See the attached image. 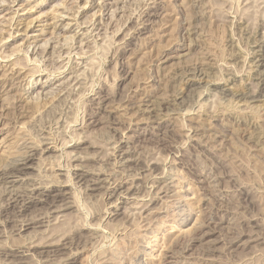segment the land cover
<instances>
[{"label": "rangeland", "instance_id": "rangeland-1", "mask_svg": "<svg viewBox=\"0 0 264 264\" xmlns=\"http://www.w3.org/2000/svg\"><path fill=\"white\" fill-rule=\"evenodd\" d=\"M0 1V264H264V0Z\"/></svg>", "mask_w": 264, "mask_h": 264}, {"label": "bare ground", "instance_id": "bare-ground-1", "mask_svg": "<svg viewBox=\"0 0 264 264\" xmlns=\"http://www.w3.org/2000/svg\"><path fill=\"white\" fill-rule=\"evenodd\" d=\"M13 3L14 2H16V0H11ZM25 1H28V0H25ZM61 2V1H60ZM0 3H1V1H0ZM5 3V2H4ZM57 4V3H56ZM58 4H60V3H58ZM55 5V4H54ZM145 5V4H144ZM0 6H2L1 4H0ZM39 6V5H38ZM56 6V5H55ZM54 6V7H55ZM58 6V5H57ZM56 6V7H57ZM60 6V5H59ZM64 6V5H63ZM101 8V7H100ZM118 8V7H117ZM10 9V8H9ZM125 9V8H124ZM0 10H2V9H0ZM125 11V10H124ZM40 12V11H39ZM57 12V13H56ZM73 12H74V10H73ZM43 13V12H42ZM44 13H45V10H44ZM148 13V12H147ZM46 14H47V12H46ZM76 14V13H75ZM11 16H9V17H7V18H5L4 17V15H3V17L8 21V22H6V24L7 23H9V25H10V27L11 26H14L13 28H16V31L18 32L19 31V29H18V26H20V29L22 28H24L22 31H24V35H25V37H26V39H28V41H31V42H33V40H38L37 38L35 39V37H39L42 33H43V31H44V33H45V29H44V27H48V26H51L52 28H60V33H65L66 31H68V30H71V23L70 22H65V24H64V26H59L60 24H61V22H59L60 20H62L63 21V17L64 16H62V11H60V12H58V11H55V14L54 15H56V19L55 18H53V21L52 22H45L42 26V29L40 28V29H38V30H40V32L39 33H37V34H27V32L28 31H35V30H37V29H34L37 25H36V22H38V21H41L40 19H38V18H31L29 21H26V22H24V21H21L22 20V17L20 18H18V15L16 14V11L14 12V11H11V14H10ZM40 15V14H39ZM39 15H37V16H39ZM48 15V14H47ZM69 15V14H68ZM41 16H43L44 17V15H42L41 14ZM123 16V15H122ZM47 17V16H46ZM55 17V16H54ZM62 17V18H61ZM65 18H68V19H71V20H74V24L75 25H77V27H80L81 28V22H77L78 20H77V18H76V15H72V17L70 16V17H65ZM41 19H43V18H41ZM55 19V20H54ZM4 20V19H3ZM46 21V20H45ZM49 21V20H48ZM98 21V20H97ZM128 21H129V19H128ZM44 22V21H43ZM43 22H41V23H43ZM72 22V21H71ZM83 22V21H82ZM101 22V21H100ZM2 23V22H1ZM83 24V23H82ZM88 24V23H87ZM40 25V24H39ZM44 25H46V26H44ZM48 25V26H47ZM143 25H145V24H143ZM6 26V25H5ZM139 26V25H138ZM4 27V26H3ZM12 28V27H11ZM12 28V29H13ZM39 28V27H38ZM143 28V27H142ZM47 29V28H46ZM1 30V29H0ZM74 31H75V29H73ZM62 31V32H61ZM117 31H119V30H117ZM32 33V32H31ZM34 33V32H33ZM59 32H57V34H58ZM143 34V33H142ZM125 35V34H124ZM52 36V35H51ZM126 36V35H125ZM63 37V36H62ZM66 37H68V36H66ZM67 39V38H66ZM72 39V38H71ZM128 39V38H127ZM64 40V39H63ZM47 41V40H46ZM45 41V42H46ZM30 42V43H31ZM48 42V41H47ZM113 42V41H112ZM34 43V42H33ZM65 44V43H64ZM77 44V43H76ZM41 45V44H40ZM27 46V45H26ZM31 46V45H30ZM42 46V45H41ZM40 46V47H41ZM29 47V46H28ZM33 47H34V45H33ZM37 47V46H36ZM44 47V46H43ZM46 47V46H45ZM51 48V47H50ZM57 48V47H56ZM260 49V48H259ZM34 51V50H33ZM54 51V50H53ZM59 51V50H58ZM82 51V50H81ZM9 53V52H8ZM5 54V53H4ZM52 54V53H51ZM8 55V54H7ZM7 55H5V56H3V55H1V56H3V58H0V59H2V60H5V57H8ZM174 56V55H173ZM176 56V55H175ZM253 57V56H252ZM39 60V59H38ZM48 60V59H47ZM251 62V61H250ZM14 63V62H13ZM41 63V62H40ZM16 63H14V65H15ZM61 64V63H60ZM251 64V63H250ZM256 64V63H255ZM1 65V64H0ZM61 66V65H60ZM19 67V66H18ZM194 67V66H193ZM9 68H11V69H9L10 71H9V75L11 74V75H13L15 72H14V67H10L9 66ZM8 70V69H7ZM185 71V70H184ZM2 72V71H1ZM4 72V74H5V71H3ZM262 72H264V71H262ZM31 73V72H30ZM3 75V74H2ZM9 78V77H8ZM20 78V77H19ZM261 79V78H260ZM4 80V79H3ZM7 81V80H6ZM10 81V80H9ZM14 81V80H13ZM258 82V81H257ZM21 83V82H20ZM257 85H259V84H257ZM10 88V87H9ZM8 88V89H9ZM77 88H79V87H77ZM6 90V89H5ZM72 90V89H71ZM251 91V90H250ZM68 92V91H67ZM71 92V91H70ZM254 92V91H253ZM256 92V91H255ZM76 94V93H75ZM28 95V94H27ZM74 95V94H73ZM37 96V95H36ZM55 96V95H54ZM106 96V95H105ZM33 97V96H32ZM39 97V96H38ZM103 97V96H102ZM259 97V96H258ZM6 98V97H5ZM36 98V97H35ZM33 99V98H32ZM39 99V98H38ZM27 101V100H26ZM25 101V102H26ZM51 101V100H50ZM104 101V100H103ZM28 102V101H27ZM46 102V101H45ZM258 102V101H257ZM34 103V102H33ZM38 104V103H37ZM236 104V103H235ZM37 106V105H36ZM23 107V106H22ZM43 107V106H42ZM1 109V108H0ZM114 109V108H113ZM26 110V109H25ZM145 111V110H144ZM37 112V111H36ZM22 114V113H21ZM17 115V114H16ZM167 116V115H166ZM18 117V116H17ZM35 117V116H34ZM116 122V121H115ZM18 130H20V127H19V129ZM16 132H17V129L15 130ZM16 132H14V133H16ZM10 133H11V131H10ZM19 134L21 133L20 131L18 132ZM8 134V133H7ZM17 135V134H16ZM15 135V136H16ZM17 138V137H16ZM15 138V139H16ZM52 138V137H51ZM54 138V137H53ZM25 139V138H24ZM31 141V140H30ZM6 142V137H1L0 138V148L3 146V144ZM39 142V141H38ZM79 142V141H78ZM107 143V142H106ZM21 146V145H20ZM14 147H16V145L13 143L9 148H6V149H8V151H7V158L8 157H12V159L15 157L16 158V156H17V161L16 162H13V164H9L7 167H5L4 168V166H1V167H3V169H1L0 168V177H1V179L3 178V179H8V177H12V176H15L16 175V173H21V171H23V170H26V168H28V167H31L30 166V162H31V160L33 159V157H35L34 155V153L32 152V153H30L29 151L30 150H28L27 152H23V153H18L15 149H13ZM41 149V148H40ZM25 150V149H24ZM54 150H56L55 149V145H53V146H46V147H44L43 148V152H48V151H54ZM32 151V150H31ZM5 152V151H4ZM106 152V151H105ZM3 153V152H2ZM79 155V154H78ZM103 157V156H102ZM123 159V158H122ZM3 160H4V157H3ZM8 160V159H7ZM18 160H21L20 162L18 161ZM12 161V160H11ZM9 163V162H8ZM79 164H81V163H79ZM48 165H49V163H48ZM69 165V164H68ZM115 165V164H114ZM77 166V165H76ZM46 167V166H45ZM52 168V167H51ZM44 169V168H43ZM94 169V168H93ZM92 169V170H93ZM96 169V168H95ZM103 170V169H102ZM45 171V170H44ZM82 173V172H81ZM107 173H108V171H107ZM110 173V172H109ZM98 174V173H97ZM54 176V175H53ZM154 176V175H153ZM55 177V176H54ZM79 177V176H78ZM115 177V176H114ZM113 177V178H114ZM93 178V177H92ZM65 181V180H64ZM54 182V181H53ZM55 182H56V180H55ZM94 182H95V180H94ZM52 183V182H51ZM58 183V182H57ZM55 184V185H53V186H55V187H57V186H61L60 184ZM179 183V182H178ZM94 184V183H93ZM134 184V183H133ZM168 184V183H167ZM88 185H90V184H88ZM132 185V184H131ZM119 187H121L120 186V184L118 185ZM55 187H52L51 189H49V191L50 190H52L53 191V189H55ZM107 187V186H106ZM135 187V186H134ZM159 187V186H158ZM117 188V187H116ZM128 188V187H127ZM125 189V188H124ZM134 189V188H133ZM138 189V188H137ZM177 189V188H176ZM189 189V188H188ZM46 190H48V189H46ZM129 190V189H128ZM161 190V189H160ZM178 190V189H177ZM123 190H120V192H122ZM14 193V192H13ZM40 193V192H39ZM42 193V192H41ZM46 193V192H45ZM118 193V192H117ZM123 193V192H122ZM21 194V193H20ZM49 194V193H48ZM46 195V194H45ZM127 195V194H126ZM143 195H144V193H143ZM22 196V195H21ZM29 196V195H28ZM133 196V195H132ZM142 196V195H141ZM184 196V195H183ZM186 196V195H185ZM8 197V196H7ZM14 197V196H13ZM33 197V196H32ZM31 197V198H32ZM129 197V196H128ZM188 197V196H187ZM14 199V198H13ZM20 199V198H19ZM34 199V198H33ZM121 199V198H120ZM167 199V198H166ZM116 200V199H115ZM168 200V199H167ZM10 201V200H9ZM27 200H24L23 201V204H22V206L24 207L23 209H26L27 208V202H26ZM117 201V200H116ZM29 203L30 202H33L31 199H30V201H28ZM165 202V201H164ZM188 202V201H187ZM183 203V202H182ZM185 203V202H184ZM138 204V203H137ZM140 204V203H139ZM180 204V203H179ZM189 204V203H188ZM136 205V204H135ZM143 205V204H142ZM186 205V204H185ZM149 207V206H148ZM192 207V206H191ZM145 208V207H144ZM141 209H142V207H141ZM20 210V209H19ZM17 211V210H16ZM175 212V211H174ZM139 213V212H138ZM141 213V212H140ZM189 213V212H188ZM178 214V213H177ZM55 216V215H54ZM144 216V215H143ZM189 216H190V214H189ZM175 217V216H174ZM179 217V216H178ZM183 217V216H182ZM54 220V219H53ZM55 221V220H54ZM59 221V220H58ZM181 221V220H180ZM179 221V222H180ZM184 221V220H183ZM23 223V222H22ZM204 223V222H203ZM59 224V223H58ZM22 225V224H21ZM166 225V224H165ZM180 225V224H179ZM205 225V224H204ZM198 226V225H197ZM201 226V225H200ZM200 226H199V228H200ZM177 228H179V227H177ZM181 228V227H180ZM186 228V227H185ZM184 228V229H185ZM54 229V228H53ZM163 229H165V228H163ZM169 229V228H168ZM171 229V228H170ZM183 229V230H184ZM175 230V229H174ZM186 230V229H185ZM182 231V230H181ZM187 231V230H186ZM196 231V230H195ZM211 232V231H210ZM250 233H252L251 231H250ZM50 234V233H49ZM172 234V233H171ZM180 234H181V232H180ZM180 234L178 233V234H176L175 233V235H178L179 237H180ZM148 235V234H147ZM241 235V234H240ZM158 236V235H157ZM170 237V236H169ZM176 237V236H175ZM257 237V236H256ZM46 238V237H45ZM156 238V237H155ZM166 238V237H165ZM240 238V237H239ZM175 239V238H174ZM176 239H177V237H176ZM235 239H237V238H235ZM252 239H253V237H252ZM256 239V238H255ZM260 239V238H259ZM239 240V239H238ZM242 240H244V239H242ZM249 240H251V239H249ZM56 241V240H55ZM237 241V240H236ZM240 241V240H239ZM38 243H39V241H37ZM149 242V241H148ZM153 242V241H152ZM169 242H171V241H169ZM245 242V241H244ZM247 242H248V239H247ZM246 242V243H247ZM250 242V241H249ZM48 243V242H47ZM231 243V242H230ZM253 243V242H252ZM155 245V244H154ZM166 246V245H165ZM3 247V246H2ZM8 247V246H7ZM29 247V246H28ZM27 247V248H28ZM9 248V247H8ZM164 248V247H163ZM19 250H20V248H19ZM149 251V250H148ZM10 260V259H9ZM162 260V259H161ZM15 262V261H14ZM1 263V262H0Z\"/></svg>", "mask_w": 264, "mask_h": 264}]
</instances>
